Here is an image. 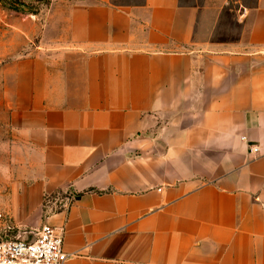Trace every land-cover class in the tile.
<instances>
[{"label": "crops", "instance_id": "1", "mask_svg": "<svg viewBox=\"0 0 264 264\" xmlns=\"http://www.w3.org/2000/svg\"><path fill=\"white\" fill-rule=\"evenodd\" d=\"M238 2L218 41L181 0L71 1L60 53L5 71L14 226L62 229L63 264H264V0Z\"/></svg>", "mask_w": 264, "mask_h": 264}, {"label": "rangeland", "instance_id": "2", "mask_svg": "<svg viewBox=\"0 0 264 264\" xmlns=\"http://www.w3.org/2000/svg\"><path fill=\"white\" fill-rule=\"evenodd\" d=\"M73 0H0V100L3 99L6 81L12 82V71L24 60L47 58L59 54L66 30L62 27L67 6ZM118 4L136 3L140 0H113ZM249 0H244L247 2ZM183 4L197 5L204 9L199 13L195 26L197 40H234L241 26L238 19V0H181ZM24 65V66H23ZM9 79V80H8ZM0 229L3 219H11L1 208ZM6 216V217H5ZM10 232L11 236L22 231H35L25 227ZM29 237H32V235Z\"/></svg>", "mask_w": 264, "mask_h": 264}, {"label": "built area", "instance_id": "3", "mask_svg": "<svg viewBox=\"0 0 264 264\" xmlns=\"http://www.w3.org/2000/svg\"><path fill=\"white\" fill-rule=\"evenodd\" d=\"M1 222L0 264H63L71 256L64 251L62 229L42 224L35 231H22L23 237L11 236L8 233L20 229L11 219Z\"/></svg>", "mask_w": 264, "mask_h": 264}, {"label": "trees", "instance_id": "4", "mask_svg": "<svg viewBox=\"0 0 264 264\" xmlns=\"http://www.w3.org/2000/svg\"><path fill=\"white\" fill-rule=\"evenodd\" d=\"M79 195H81V194H78L77 196H79Z\"/></svg>", "mask_w": 264, "mask_h": 264}]
</instances>
